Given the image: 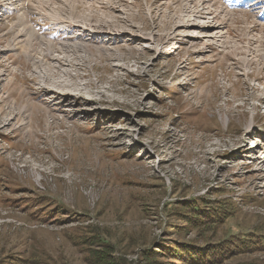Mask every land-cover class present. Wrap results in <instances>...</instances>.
Here are the masks:
<instances>
[{"label":"rangeland","instance_id":"374dc122","mask_svg":"<svg viewBox=\"0 0 264 264\" xmlns=\"http://www.w3.org/2000/svg\"><path fill=\"white\" fill-rule=\"evenodd\" d=\"M155 1L0 0V264H264V0Z\"/></svg>","mask_w":264,"mask_h":264},{"label":"bare ground","instance_id":"6f19581e","mask_svg":"<svg viewBox=\"0 0 264 264\" xmlns=\"http://www.w3.org/2000/svg\"><path fill=\"white\" fill-rule=\"evenodd\" d=\"M22 1V0H21ZM26 1V0H25ZM153 1V0H152ZM158 0H156L155 2H157ZM178 4H180L181 6H182V10H181V12H180V14L177 16L178 18L176 19L177 21L176 22H173V20H172V22L170 23V26H173V29H174V31L173 32H175L177 29H186L187 28V25L188 24H191V23H193L194 21H195V19L196 18H198V19H203V20H206V21H208V19L209 18H211V21H209V22H211V23H213V24H209L208 22L205 24V25H197V27H200V28H203V29H205V30H209V28H211V26H212V28L213 27H216V26H218L217 25V18H218V16L217 15H214V14H212L211 12H209V9L205 6V2L202 4V6H205V7H202V8H200V9H198V10H195V11H193V10H191L192 9V6L194 5V0H186V1H184V0H175ZM66 3V2H65ZM153 3V2H152ZM199 3V2H198ZM7 4V3H6ZM67 5H69V4H67ZM74 5V4H73ZM201 5V4H200ZM15 6V5H14ZM18 5H16V7H17ZM20 6V5H19ZM76 6V5H75ZM71 7H74V6H72L71 5ZM19 8V7H18ZM42 8H44V5H43V7ZM73 9V8H72ZM112 9V8H111ZM46 10V9H45ZM48 10V9H47ZM62 10H64V9H62ZM74 10V9H73ZM65 11V10H64ZM72 11V10H71ZM76 11H78V10H76ZM83 11H84V9H83ZM79 12H81V11H79ZM85 12V11H84ZM92 14V13H91ZM86 16H87V14H85ZM188 16H190L188 19H187V17ZM208 16H210V17H208ZM83 17H85V16H83ZM89 17V16H88ZM87 20V19H86ZM18 21V20H17ZM29 21V20H28ZM169 21V20H168ZM87 22H89V21H87ZM41 23L42 24H44V26L43 27H46L47 26V22H46V20H42L41 21ZM132 24V23H131ZM56 25H62L60 22H56L55 23V26ZM68 25H69V23H68ZM54 26V25H53ZM193 26V25H192ZM42 28V27H41ZM25 29V28H24ZM100 29V28H99ZM99 29H97V28H94V27H92V26H89V25H87V26H80V25H71V27L70 28H66L65 26H61L60 27V29H59V33H61V34H76V33H79V34H82V35H84V36H91V37H93L94 39H96V40H100L101 38H104V37H107L108 35H110L109 33H107L106 31L105 32H103V31H100ZM158 28H151L150 27V29H149V33L148 34H145V33H142V30L139 28V29H136L140 34H138V33H136V31H133L132 29H131V32L129 33V35H127V36H130L131 37V41H135V39L137 40V41H142V40H145V41H148V42H154V41H158V39L156 40V39H154V36H156L155 35V31L157 30ZM111 30V29H110ZM18 31V30H17ZM80 31V32H79ZM20 32V31H19ZM22 32V31H21ZM24 32V31H23ZM119 32V31H118ZM117 32V33H118ZM30 33V32H29ZM116 33V32H115ZM19 34V33H18ZM22 34V33H21ZM56 34H58V33H56ZM113 34V33H112ZM23 35V34H22ZM21 35V36H22ZM33 35V34H32ZM172 35V34H171ZM31 36V35H30ZM117 36H119V35H117ZM35 37V36H34ZM120 37V36H119ZM204 37H210V35H205ZM204 37H200L199 38V41H202L203 40V38ZM60 38V37H59ZM121 38H122V36H121ZM31 39V38H30ZM33 39V38H32ZM62 39V38H61ZM113 39V38H112ZM36 40V39H35ZM68 40V39H67ZM43 41V40H42ZM42 41H40V42H42ZM49 42V41H48ZM43 43V42H42ZM50 43V42H49ZM47 44V43H46ZM201 44V43H200ZM27 45V44H26ZM42 45H44V44H42ZM51 45V44H50ZM53 45V44H52ZM194 45H196V44H194ZM177 45H174V47L173 48H175ZM29 47V46H28ZM76 47V46H75ZM67 48V47H66ZM77 48H78V46H77ZM77 48H75V49H77ZM175 49H179V47H177V48H175ZM83 50V49H82ZM244 66H245V64H244ZM263 66V65H262ZM82 97V96H81ZM65 98V97H64ZM70 100V99H69ZM85 103V102H84ZM87 113V112H86Z\"/></svg>","mask_w":264,"mask_h":264},{"label":"trees","instance_id":"16d2710c","mask_svg":"<svg viewBox=\"0 0 264 264\" xmlns=\"http://www.w3.org/2000/svg\"><path fill=\"white\" fill-rule=\"evenodd\" d=\"M95 239H96V236H94V241ZM87 241H88V238H84L83 244H86ZM171 249L172 248H165V250H162V251L167 252V254L172 258L171 260L174 262H177L178 264H188L189 263L190 259L186 255H184V253L191 251L190 247L176 246L173 248L172 251ZM199 255H200V252L199 253L193 252L191 254V257L194 258L196 262L200 259ZM147 256H160V255L150 252L148 253ZM87 257H88V261L91 264H127L126 260L122 258H117L115 256L113 247L108 244L97 245L94 247V249H88Z\"/></svg>","mask_w":264,"mask_h":264}]
</instances>
